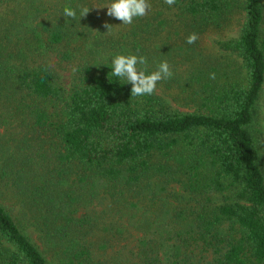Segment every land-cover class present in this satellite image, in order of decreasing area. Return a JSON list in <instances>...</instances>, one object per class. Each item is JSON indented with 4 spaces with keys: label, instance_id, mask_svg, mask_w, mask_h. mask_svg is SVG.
<instances>
[{
    "label": "trees",
    "instance_id": "trees-1",
    "mask_svg": "<svg viewBox=\"0 0 264 264\" xmlns=\"http://www.w3.org/2000/svg\"><path fill=\"white\" fill-rule=\"evenodd\" d=\"M109 2L0 0V264H264V0H148L130 25ZM116 54L167 61L156 88L191 111L131 96Z\"/></svg>",
    "mask_w": 264,
    "mask_h": 264
},
{
    "label": "clouds",
    "instance_id": "clouds-1",
    "mask_svg": "<svg viewBox=\"0 0 264 264\" xmlns=\"http://www.w3.org/2000/svg\"><path fill=\"white\" fill-rule=\"evenodd\" d=\"M165 3L171 6L175 3V0H165ZM150 7L148 0H110L107 5L99 8H106V14L121 21L120 24L130 25L134 18L147 15V10ZM90 10L91 8L87 6H81L79 21L81 18L86 17ZM63 16L76 19L77 11L70 6H65ZM112 26L108 23L103 25L107 31H110ZM197 39L198 35L195 32L190 33L186 38V43L192 44ZM137 65L143 67L138 68ZM111 74L131 84L130 94L133 97L152 95L159 81L171 78L173 75L167 61L160 62L157 70L148 72L147 57L134 54H116L111 60ZM209 78L215 79V73H210Z\"/></svg>",
    "mask_w": 264,
    "mask_h": 264
},
{
    "label": "rangeland",
    "instance_id": "rangeland-1",
    "mask_svg": "<svg viewBox=\"0 0 264 264\" xmlns=\"http://www.w3.org/2000/svg\"><path fill=\"white\" fill-rule=\"evenodd\" d=\"M1 12H3L2 8L0 9V14H3ZM2 35H4V34L0 32V40H1ZM213 37L215 38V36H213ZM6 41H7V39H6ZM212 44H213L212 43V40L209 37H204L200 41V46L203 49H207L206 51L208 53H210V55L212 57H214V58H216L218 56L220 57L223 53L216 46H212ZM175 51H176V49L174 50V52ZM224 59H225V57H224ZM48 65L49 66H53V60H50L48 62ZM184 67H185V64L184 63H178L176 69H177V71H180ZM57 75H58L57 77L60 78V80L62 82H64V83L67 82V80H68V73L67 72L61 71V70L58 69L57 70ZM177 91H178V88L173 83H170V87L168 88V92L169 93L165 89H157L156 88V92L159 93V94H161L163 96V98L168 102V105H169V108L170 109H172V110H180V111H183V112H189V111H191L190 108L176 105V102L175 101L174 102L171 101L170 96L173 97L174 94L176 95L177 94ZM262 103L264 104V98H263ZM261 116H264V110H261ZM262 120H263V125H264V117H262ZM263 125L260 124L261 128L264 127ZM171 186H172V190L171 191H173L174 195L179 196L181 194V192H180V190L178 188V185L173 184ZM132 240H133V238H130V237L127 239L128 242H130ZM130 245H132V244L130 243ZM129 248L130 247L125 248L123 250L128 251ZM112 255H113L114 258H122L123 256H126L124 251H117V250H114L112 252ZM128 262H130V257L127 254V259L126 260H123V263L124 264H128Z\"/></svg>",
    "mask_w": 264,
    "mask_h": 264
}]
</instances>
